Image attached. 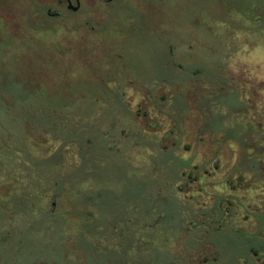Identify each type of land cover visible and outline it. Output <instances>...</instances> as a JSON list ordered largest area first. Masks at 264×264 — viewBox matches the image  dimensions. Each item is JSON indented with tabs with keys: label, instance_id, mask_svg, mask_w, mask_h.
Returning <instances> with one entry per match:
<instances>
[{
	"label": "rangeland",
	"instance_id": "obj_1",
	"mask_svg": "<svg viewBox=\"0 0 264 264\" xmlns=\"http://www.w3.org/2000/svg\"><path fill=\"white\" fill-rule=\"evenodd\" d=\"M55 2L0 0V125L15 131L18 119L39 110L45 100L58 101L53 96L61 89L67 92V103H72L86 120L105 121L121 116L122 124L117 125L112 136L120 149L129 152L135 166L150 170L157 179L171 178L170 173L165 176L152 171L149 151L140 150L165 145L175 149L180 158L190 159L199 172L198 181L192 184L185 176L177 182L183 187L178 198L188 208L179 231L173 234L167 226H160L159 236L153 241L156 248L141 250L139 254L131 252L124 263L260 264L255 257L250 261L236 260L234 255L213 247L210 241L216 235L213 226L209 228L213 218L204 223L197 213L212 210V216H218L219 200L231 201L235 215L222 218V225L229 228L248 225L243 222L246 215L254 222L257 207L260 215L264 211V126L258 131L264 122L261 108L258 115L255 108L253 121L248 119L250 104L258 102L261 107L264 103V75L259 94L252 100L246 93L251 101L239 107L237 114L230 94L238 91L234 72L237 37L264 34V0H80L77 12L62 8L61 17L54 19L45 12L49 5L56 8ZM257 58L261 62H255L264 64L260 53ZM179 64L190 71L203 70L196 75L188 72L189 79H184ZM21 78L28 89L37 90L40 86L41 91L47 92L43 102L32 97L30 91L24 94L30 95L29 100L20 102L26 90L18 87ZM164 80L173 84L157 83ZM118 90L124 93L126 112H120L115 101ZM178 96L187 99L189 110L178 129L169 134L168 130L174 127L171 117H181L173 103L176 108L184 106V99ZM2 100L9 105L8 115L3 114ZM107 102L111 108L105 107ZM44 141L45 137L31 134L32 149L28 152L33 159L25 170L19 168L22 159L16 152L0 149V234L10 242L0 243V264H120L108 248L119 249L129 243L127 240L135 239V230L142 229L139 213L141 209L146 211L152 201L132 183H143L145 176L135 171L133 182L125 184V178L131 175L123 158L115 156L105 163L98 178L104 176L115 183V190L120 189L121 180L125 185L119 193L141 209L132 214L110 194H102L93 226L119 223L126 215L135 217L138 226L130 227L125 242H120L118 231L107 233L103 239L82 238L81 219L76 211L90 208L79 204L74 186L69 185L77 182L76 178L69 179L65 192L52 207L51 169L40 163L58 150V144ZM60 156L55 159L63 161L55 167L57 180L68 181L67 176L80 170L77 149L69 146ZM215 165L219 168L215 169ZM237 177H242V183L236 184ZM229 180L235 182L237 190H231ZM96 188L88 183L83 190L90 195ZM158 188L167 198L175 195L169 182L156 186L154 194ZM14 200L24 204L26 213L17 214L21 207ZM221 200L218 206L228 208ZM237 205L240 210L236 215ZM50 209H55L52 224L44 223L40 231L41 223L37 222L28 230L35 219H43L39 218L42 211ZM263 220H259V225L264 224ZM141 234L138 232V240L133 242L140 249L145 247L139 244ZM218 238L223 246L226 237L221 234ZM204 258L209 261L203 262ZM214 258L219 262H213Z\"/></svg>",
	"mask_w": 264,
	"mask_h": 264
},
{
	"label": "trees",
	"instance_id": "obj_2",
	"mask_svg": "<svg viewBox=\"0 0 264 264\" xmlns=\"http://www.w3.org/2000/svg\"><path fill=\"white\" fill-rule=\"evenodd\" d=\"M198 73L199 72L197 71L196 74ZM161 82L164 84H172L171 81H157V83L160 84ZM17 83L19 88L22 86L27 90H24L23 95L20 97V102L29 100L30 95H24L25 92L28 91L32 93V97L35 96L36 98H39L40 101L47 94V92L40 90V86L37 87V90L33 89V87H31V89H28L25 86L22 78L18 79ZM66 93L67 92L65 89H61L59 90L57 96H53L59 99L58 101L45 100L44 103L46 104H44L43 106L39 105V110L27 112L26 114H24L23 117L21 119H18V121L16 122L15 131L10 132L11 130L7 129L1 124L0 149H12L11 151L13 152V154H15L14 152H16L22 159V162L19 161V168L25 170V167L30 166V162L33 159V157L30 155V152H28V149H32L29 144V138L31 134L36 133L41 137H45V143L51 141L54 144H58V150L55 153H52V155H50L44 162L40 163L41 166H47L51 169L50 177L53 183L52 186L54 187L53 193L55 194V197L57 198L63 192V185L69 184L67 183L70 182L69 179L76 178L75 181L77 182L69 185H71V187L74 186L73 189L77 194L78 202L86 207H91L94 210L97 208V203L99 202V198H101V195L110 194L113 198L116 199V202H118L119 205H122V208L130 209L132 214L135 212L139 213L138 210H140L141 208L124 199L123 193H119V190L121 189V186L123 187L128 182H133L132 179H134L133 176L135 171L137 173L140 172L145 176L144 182L141 183L139 181H136L132 184H135L134 187L141 193L143 197H147L152 201L146 211H143L141 209V212L139 213V216H142L143 218L140 226L146 227V234L149 233V236H146L145 234L146 247L140 249V247L133 246V242H136V240H138V238L136 237L137 233L133 232L135 234V239L130 240L129 244H123L127 245L124 248L119 247V249H115L113 251V254L119 259L120 263L122 261H125L126 256H128V254H130L131 252L139 254L141 253V250L143 252L154 249L152 242L155 239L156 233L152 229L158 225H164L167 223L170 224L172 218L170 214H167L165 211L163 216H160L161 211L158 206V202L154 201V196H152L154 190L149 189V186L151 185V181L149 179L155 178L152 177L150 170L144 171V168H139L138 166L133 165L130 161L132 157L128 154L129 152L126 149H120L116 144V141L112 135L117 125L122 124V119H120L121 116L119 118H112V120L107 119L105 121L98 119L86 120L82 115H80V113L74 110V105L72 103H67ZM123 94L124 93L121 90H118L117 98L115 99V101L117 100V103L120 106V112H122V110L126 112V104L124 103L122 98ZM179 97L183 98V96H178L177 98ZM161 98L163 100L165 99L164 96H162ZM96 102L97 101L95 100V102L93 103L94 106H96ZM110 105L111 103L109 102L105 103V107L107 106L111 108ZM1 107L4 112L3 114L8 115L10 109L5 100H2ZM4 109L6 110V112L4 111ZM91 127H94L93 131ZM230 138L231 136H227V139ZM72 145L77 149V168H80V170L73 176H67L68 181L64 180L59 182L57 180L58 173H56L55 167H57L61 163L60 159H55L57 156L59 157L60 155H62L64 150L68 149V147ZM11 151L7 152L11 153ZM151 151L155 153L157 151L159 153V156L157 157L152 154L150 155V161L152 162V164L154 165L153 162L160 159L165 167L164 169L152 168V171H162L164 173L170 174L172 171H174V177L179 178V175L177 174L179 170L183 168L190 169V160H182L175 157L172 149H151ZM115 156H117V158H123L126 165L125 168L131 175V177L125 178L127 182L123 185L120 180V189L116 190L114 189L115 183L109 182L104 178L103 175L102 178H98V175L101 174L100 170L104 171V164L112 158H115ZM171 160L173 161V163L177 164V171L172 169V167L168 165V162H170ZM183 174L187 175L188 179H190L191 182L198 180L197 175L192 174V171H189L186 174L183 171ZM88 183L95 184V186L97 187L90 195H86V191L83 190L84 186ZM218 204L221 205V202L219 201L217 203V207H219ZM228 204L231 205V202H229ZM170 208L171 203H168L167 206L164 207V209L166 210H169ZM222 212L223 211L221 210V213ZM263 218L264 213L260 215L259 219L263 220ZM133 220H135V217H133L132 215H126L119 223L113 222L114 228L118 231L117 235L118 238H120V242H125L126 234L122 232V227L118 226H132V224H134ZM180 221L182 222L183 220L180 219ZM215 222L219 225V223L221 224V219L218 218L215 220ZM221 234L226 237V239H224L225 242L223 246L220 247L222 253L224 252V254L226 253L231 257L234 255L233 257H235L236 260L242 258L244 261H250L253 257H255L257 261L260 262V264H264V224H260L254 232L226 228L219 230L217 237H220ZM239 252L241 254L240 257H238ZM105 255L106 254H103V256ZM99 264L103 263L100 262Z\"/></svg>",
	"mask_w": 264,
	"mask_h": 264
},
{
	"label": "flooded vegetation",
	"instance_id": "obj_3",
	"mask_svg": "<svg viewBox=\"0 0 264 264\" xmlns=\"http://www.w3.org/2000/svg\"><path fill=\"white\" fill-rule=\"evenodd\" d=\"M69 1H70V3H71L72 6H75L77 4V0H69ZM108 1L109 2H112V0H108ZM55 3L56 4H54V6H57V7L54 8V9L51 8L52 5H49L48 6V9L45 12V15L46 16L51 17V18H54V19H58V18L61 17L60 10L62 8H64L68 12H77L78 11V10L77 11H72V10L68 9V1L67 0H56ZM78 3H79V7H80V0H78ZM263 6H264V4H263ZM262 37H264V34L263 35H255V37H249L248 35H245V36L239 35L237 37L238 50H237V52L235 54L236 65H235L234 72L236 74V80L238 82L237 83L238 91H236L235 94L234 93H230L233 96V98H234V102L236 103V106L235 107H236L237 111L235 112V114L238 113V108L239 107H244V106H246L247 103H249L251 101L250 99H248L246 97V93H249L250 96H251V99L253 100L255 98V96H257L259 94V92H260V85H261L260 84V81L262 80V78H263L262 76L264 75V64H260L259 62H255V61H260L261 62V60L259 58L255 59V57L260 53L261 56L264 58V41H263L264 39ZM260 39H262L261 40L262 41L261 42L262 45L259 44V40ZM178 67L180 69H183V72L182 73H183L184 79H186V78L189 79V73L188 72H191L193 75H196V72L198 71L199 73H201V69H202L201 68V69H198V70H195V71H190L187 66H183L181 64H179ZM161 85H165V84L161 82ZM183 99H184V102H183V105L184 106L182 108H176L175 102L172 105V107H174L176 110H178L179 112H181V115H180L181 117H178L177 119H175V118H173V117L170 116L171 119L174 122V124H173L174 127L168 130L169 131V134H173L174 133V129H178V126H180L181 121L186 117V114H187V112L189 110V107H187V103H186L187 102V99L185 97H183ZM163 101H165V99ZM225 102L226 103L228 102V104H230L229 101H226L225 100ZM253 103L250 104V110L248 112V114H249L248 119L250 121H253L254 120V115H255L254 114V112H255L254 110H255L256 107H257V111H256L257 113H256V115L259 114L258 108H261L262 117H264V103H262L261 107H259L258 102L257 103L256 102H253ZM204 104H207V101L204 100ZM146 115L147 114L144 113V116H146ZM262 124H260L261 126H258L259 127V129H258L259 132H261V130L263 128L262 126H264V122L263 121H262ZM174 145H175V142H172L171 143V146H174ZM158 149H167L168 150L167 146H165V145L159 146ZM140 150H146L147 152L148 151L150 152V153L148 152L149 161L151 160V156H150L151 154L152 155H155L156 157L159 156V153L157 151H156V153H154V152L151 151V149H140ZM169 150H171V149H169ZM64 152H65V150H64ZM172 152H173V154H174L175 157L180 158L175 153V149H172ZM133 154H135V153H133ZM180 159H182V158H180ZM182 160H190V159H182ZM62 162L63 161L61 160L60 163L62 164ZM131 163L133 165H136L135 164L136 162L134 163V162L131 161ZM139 163L141 164V162H139ZM153 163H154V165L150 161V164H151V166L154 167V169H156V168H158V169H164L165 168L164 165H163V163H162V161L160 159L155 160ZM168 165H170L172 167V169H174L176 171L178 170V168L176 166L177 164L176 163H173L172 160L170 162H168ZM189 167H190V169L188 168L189 170L186 169V168H183V169L179 170V172L177 173L179 175L178 176L179 178L174 177V173H173L174 171H172L171 172V175H172L171 178H169V177L164 178L163 177V178H160V179H157V178H150L149 179L151 181V185L149 186V189H153L154 190V189H156V186L159 187L160 185H163V184H166V183L169 182L171 186H174L173 191L175 192V195H170L169 198H167L168 196L162 193V189L160 190L158 188V192L156 194L153 193V195H152V196H154L153 197V200L156 201V202H158V206H159L160 211H161L160 212V216H163L164 211H165L167 214H170V216L172 218L170 224L167 223V224H164V225H158V226H156V227H154L152 229V230H155L154 232L156 233V236H155L156 238H158V236H159V234L157 232H158V228L160 226L161 227H166L167 226L168 228H170L173 231V234L177 233L179 231V229H180L179 225L182 224V222L180 221V219L182 220V218L185 217V214L184 213L186 211H188L187 210L188 208H187V205L186 204L183 205V203H181L180 199L178 198V192L181 191V190H183V187L181 185L178 186L177 182L180 181V179H181L180 176L181 177L182 176H185L187 178V182H189L191 184L194 183V182H196V181H198V180H196V181L191 182L190 179H188L187 175H184L183 174V171H184L185 174L188 173L189 171H192V174L197 175V177L199 179L198 167H196L195 165H192L191 160H190ZM214 168L215 169H218L219 167H218V165H215ZM180 172H181V175H180ZM160 173H163V175H165V176L168 174V173H164L162 171ZM206 173L207 172H205V174ZM237 178H239V177H237ZM237 178H236V182H237L236 184H238L239 182L242 183V177H240L239 179H237ZM227 183L230 186L231 190H233V191L237 190L238 186L234 184L235 183L234 181H232V180L230 181L229 180V181H227ZM63 186H64L63 187V191L65 192V190H66L65 186L66 185H63ZM62 194H63V192L57 198L55 197V194L54 193H52L50 195V197L52 199V207L55 206L56 200L59 199V198H61V195ZM221 201H224L227 204L229 202H231V201H227V200H223V199ZM14 202H18L17 203V206L18 207H21L19 210H17V214L26 213L25 211H23V206H24L23 203H21V202H19L17 200H14ZM241 202H242V200H241ZM168 203H171V208L169 210H166V209H164V207L167 206ZM79 204L82 205L80 202H79ZM228 206H229L228 208H226V207L223 208L221 206L220 207H217V209L219 211L218 212V216H212V214H214L212 212V210H209V211H204L203 210V211H199V213H197L198 214L197 215L198 217H200L202 219L204 218V220H203L204 223L211 222V220H212L211 218H213V221H212V223H210L209 228H211L214 225L213 226V228H214V234L216 236L210 242L212 243V246L213 247L218 248L219 250H221L220 247L222 245H220L219 238L217 237V235L219 233V230L226 229V226H223L222 225V218L223 219L224 218L226 219L227 217L228 218H232L235 215V212L233 214V209H231V207L233 206V203L231 202V205L228 204ZM84 207H86V206H84ZM89 208H90V210H86L85 209V210H78V211H76L77 212L76 213L77 214V217H79L81 219L80 228H81V231L83 232V234H81V237L82 238H84V236H88V237H91L93 239L94 238H99V236H101L100 238H102L107 233L109 235H111L113 232L116 233L117 230L114 228L113 222H111V224L108 223L107 225H97V226H93V223L92 222H93V219L96 217L95 214L97 213V210L96 209L94 210L91 207H89ZM239 208H240V206L237 205L236 206V215H237L238 211L240 210ZM221 210L223 211L222 213H221ZM259 211H260L259 210V207H257V209L255 211L256 212L255 213V219L256 220L254 222L251 221V220H249L250 218L246 215V217H243V222L244 221L247 222L248 225H246V226H243V225H236V226L229 225L228 227L230 229L232 228L234 230H245V231H248V232H254L258 228V226H259V220H260L259 218H260V212H261V211L260 212ZM41 213L42 214H40V217L39 218H43V219L42 220L41 219H38V218L35 219L34 222H32L33 225L32 224L29 225L28 230L33 229L32 227L35 226V224L37 222H40L41 223V227H39L40 228V231H41L42 226H43L44 223L48 222V223L52 224L51 221H52V218H54L55 209H50L48 211H42ZM263 213H264V211H263ZM263 213H261V215ZM218 218L221 219V224L219 223V225L215 222V220L218 219ZM139 219H141V221H142V219H143L142 216ZM133 222H134V224H132V226L136 227L137 224H135V220H133ZM132 226L131 225H120L118 227H122V232L127 235V233H130V230L129 229ZM141 227H142V229L141 228H138L137 231L135 230V232L136 233L142 232V234L140 235V236H142V240H141V237H140V240L141 241H140L139 244L142 247H144L143 245L146 244V236L144 237V232L145 231L147 232V229H146V227H143V226H141ZM143 239H144V241H143ZM125 240H126V238H125ZM127 241L129 242V240H127ZM0 243H2L4 245L10 244V242L9 243L6 242V238H4L2 236V234H0ZM154 243H155V241H154ZM154 243L152 242L153 248H156V246H154L155 245ZM124 244H129V243H124ZM125 246H127V245H121L120 247H125ZM108 250L109 251H114L113 249H110V248H108ZM202 260H203V262L209 261V259H205V258L202 259ZM212 261L213 262H216V263L219 262V260L218 259H215V258L212 259ZM220 261H221V259H220ZM10 264H11V261H10ZM97 264H99V263L97 262ZM120 264H125V263H124V261H122Z\"/></svg>",
	"mask_w": 264,
	"mask_h": 264
},
{
	"label": "water",
	"instance_id": "obj_4",
	"mask_svg": "<svg viewBox=\"0 0 264 264\" xmlns=\"http://www.w3.org/2000/svg\"><path fill=\"white\" fill-rule=\"evenodd\" d=\"M68 1V9L72 10V11H77L79 9V3H78V0H77V4L75 6H72L70 1Z\"/></svg>",
	"mask_w": 264,
	"mask_h": 264
}]
</instances>
